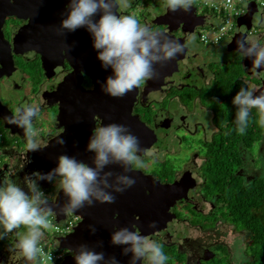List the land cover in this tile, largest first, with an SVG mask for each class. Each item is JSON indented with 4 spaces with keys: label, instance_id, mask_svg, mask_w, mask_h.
Wrapping results in <instances>:
<instances>
[{
    "label": "flooded vegetation",
    "instance_id": "1",
    "mask_svg": "<svg viewBox=\"0 0 264 264\" xmlns=\"http://www.w3.org/2000/svg\"><path fill=\"white\" fill-rule=\"evenodd\" d=\"M53 1L38 0V3L40 6L44 5L46 7ZM57 1L61 3L64 7L63 10L66 11L69 0ZM162 4L164 8L159 14L154 12L153 9L152 11L150 10L152 6L148 5L147 0H127L128 6L119 7L117 14L137 17L131 11L134 9L136 13H141L144 10L142 19L138 21L153 31H164L168 26L156 23L157 18L165 15L168 10L166 1ZM33 5L35 8H38L34 2ZM6 10L7 5L3 6L2 0H0V15ZM248 15L247 17L250 18L251 15L259 22L260 14L258 11L249 13ZM208 16V21L199 26L193 34L186 35L181 29L182 25H173V28L177 26L176 30L173 31L176 37L188 39L186 44L187 51L185 53L186 58L180 65V67L183 65L182 69L175 73L171 72L170 76L168 73V76L164 80L166 83L169 77L167 84L159 85L160 80L148 83L150 89L152 88L150 92L144 93L147 81L138 88L136 102L132 107V116L128 118L127 127L136 135L141 129H136L135 123L140 125L137 121L140 120L151 131H154L157 141L154 144L151 155L141 156L139 154L146 167L137 169L133 166L131 171L133 174H137L139 171L143 172L146 176H151L154 179L153 185L149 187L145 186L146 198L153 199L155 198V194L157 195L156 198H159L154 205L164 202L163 199L166 197V195L164 196V190H157L160 186L182 181L185 177L188 185H195L194 189L189 190L187 196L176 198L171 209L167 210V207L164 206L151 212L154 222L155 218H160V221L156 222V225L158 226L157 229H161V231L150 235V238L163 246L165 255L169 257L165 264H214L216 260L218 264H252L253 257L249 252L251 233L245 229H238L233 223L229 222L227 207L218 203L220 197L218 190H211L208 187L209 182H211L209 180L210 173L208 172V166L212 157H225L227 155L226 151H229L219 141L226 134L229 126L235 127L237 106L232 103L234 96L241 88L254 90V96H259L261 92H264V70H260L263 77L259 76L261 75L260 73L259 75L258 73L254 74L251 68L245 66V57H242L237 51H233L235 52L234 58L230 62H222V60L217 59L213 55H210L212 58L207 61L205 59L207 49L204 45L197 43L194 47L190 39L192 35H199L198 30L200 27L209 26L214 23V16L211 14ZM25 18L8 16L4 19L1 27L3 35H0V62H2L0 65H3V68L6 65L5 68L7 70L14 63V72L11 76L6 75L0 79V99L3 105L0 107V112L5 114V116L11 117V113L13 114L17 107L35 104L39 107L40 111L34 123L43 115L42 113L40 114L41 111L47 110L50 112L45 113L51 119V121L49 119V130L45 133L41 130V137L38 139L39 147H42L49 139L59 136L64 131V127L60 126V122L57 121L58 104L63 101L64 97V89L61 90V86L74 74L73 71L75 70L72 63H70V59L72 60L75 55L71 43L73 41H78L79 44L83 43L85 41L83 37L85 39L86 37L88 38V31L86 28H79L74 33L66 32L65 35H58L57 33L61 31V23H55L53 28H42V24L39 22L41 16L39 20L35 21L31 17ZM35 25L40 29L33 31L32 28ZM45 37L50 38V42L44 40ZM222 44L218 46L220 47ZM43 58L48 60L53 72H55L52 77H48V74L44 71ZM19 61H24L25 64L27 62L33 63L38 79L34 78V82L31 83V86L33 85L32 93L28 92V94L23 96H16L17 100L8 106L2 100V91H5V87L8 85L15 92L20 93L18 85L16 84V87H14L16 82L14 83L15 80L13 79L14 75L19 72ZM220 64L221 67H218ZM214 65L218 67L216 72ZM75 75L77 76L73 80L79 82L80 78L78 74ZM81 75V84L87 90L94 89L95 85L91 78L85 74ZM198 77L203 78L201 85L196 84ZM190 86L196 87V89H193V93L188 96L187 92L189 90H187L186 94H183L182 89ZM221 90L226 91V94L221 93ZM50 94L53 95L51 96ZM48 101L52 103L50 104ZM207 101L218 105L219 109H221L220 113H225L226 115L223 117L220 113H213L211 109L216 108L209 106ZM226 104L228 106L229 104L231 105L232 109L230 112H226L223 109ZM4 106L7 108H4ZM155 107H158V110L153 111ZM251 111L257 112L256 109H252ZM231 112L235 113L231 115L229 114ZM133 117H136L137 120H132ZM0 124H3L1 119ZM253 125V130L258 131V122ZM98 126H102L100 120H96L95 127ZM7 131L10 133L9 130ZM260 135H262L261 143L257 142L251 149L241 147L243 162L238 170V174L242 177L243 184L247 186L255 180L264 179L263 177L259 179L255 178L249 182L248 176L250 175L242 172L248 167L247 161H249L251 167L250 160L246 158V150L251 153L256 164L259 160H264L263 154L261 157V154L254 153L260 144L263 147L262 152H264V128L261 129ZM15 137L22 138L24 145H18L19 149L12 151L11 156L16 157L14 168L9 170L8 173H0V186L3 185V181L12 180L27 188L24 178L30 176L32 167L28 165L27 157L24 158V155L22 156V150L27 147L25 143L26 139L23 134L15 135ZM189 137L191 139L196 138V147L188 141L184 142L185 138ZM167 139L174 142L169 145ZM163 143L165 144V148L163 147ZM141 144L145 146L147 143ZM231 152L232 149L228 153ZM168 157H170L171 162L174 158L180 157L182 162L177 167H174L173 164L171 167L167 165ZM116 166L118 167V165H114V168ZM256 170H259V164H257ZM213 177L215 178V175ZM252 178L254 177L252 176ZM157 181L162 185L158 184ZM153 190L156 191L152 192ZM182 192L184 191L181 190L180 193ZM184 214L190 217L182 218L181 215ZM195 214L202 219L195 218ZM133 217L138 219L136 213ZM198 220H202V222H198ZM149 224L142 222L141 227L135 225L139 228L141 234H144V232H149L147 230L149 229ZM221 225L232 226L233 232L229 235L226 231L221 232ZM117 227L118 225L116 224L115 228ZM241 234L247 236L244 249L240 244L242 237L238 236ZM233 235L234 237H231ZM225 242L231 244L228 245ZM235 244L240 245L242 257L238 256L233 250L236 246ZM218 246L224 247L223 254L215 251V248ZM12 249H15V245L13 244L0 250L2 264H24V261H26L24 257L18 250L13 251ZM122 264H129V262L123 261ZM137 264H147V262L137 261Z\"/></svg>",
    "mask_w": 264,
    "mask_h": 264
},
{
    "label": "clouds",
    "instance_id": "2",
    "mask_svg": "<svg viewBox=\"0 0 264 264\" xmlns=\"http://www.w3.org/2000/svg\"><path fill=\"white\" fill-rule=\"evenodd\" d=\"M9 3H14V0H9ZM191 4L192 0H166L167 8L172 12H187ZM127 6V0H69L66 18L62 19L61 31L57 33L65 35L79 28L87 29L97 52V60L103 69L112 70L113 75L101 84V91L112 98H122L144 82L158 78L155 66L163 65L184 52V45L177 40L142 25L132 15L117 14L119 7ZM97 15L99 19L95 20ZM241 37L237 40L240 55L254 57L252 69L255 72L264 68V44L247 36ZM254 92L241 88L232 101L237 106L236 131L241 135L249 126L252 109L257 110L258 125L264 128V92L259 96H254ZM39 111L35 104L22 105L15 109L11 117H5L9 125L23 129L27 148L33 152L40 149L34 128ZM56 143L63 146L65 141L57 139ZM86 150L95 154L94 167L62 154L57 157L58 166L47 174L34 172L24 178L27 192L12 180H5L0 186V228L3 229L0 239L24 226L26 232H17L18 242L12 250H18L26 261L39 264L44 254L40 246L44 235L42 230L49 228V218L55 216L38 181L51 182L59 178L58 187L68 197V202L59 208V213L71 215L85 206H93L94 202L113 204L116 197L112 193H123L136 184V180L127 174L104 171L107 166L120 165L124 173H128L133 166L137 169L146 167L138 153L151 155L147 149L140 147L138 137L129 127L116 123L95 127ZM148 227L156 229V222H151ZM89 232L95 234L96 228L89 226ZM111 244L127 246L122 254L131 253L129 264H137V261L165 264L169 259L163 246L149 236H142L135 224L132 230L127 227L115 229ZM102 246V243L97 244V247ZM74 252L75 264H118L114 256L106 259L104 252H96L87 244H80ZM47 259L52 264L51 254L47 255Z\"/></svg>",
    "mask_w": 264,
    "mask_h": 264
},
{
    "label": "water",
    "instance_id": "3",
    "mask_svg": "<svg viewBox=\"0 0 264 264\" xmlns=\"http://www.w3.org/2000/svg\"><path fill=\"white\" fill-rule=\"evenodd\" d=\"M33 2L38 6L35 8ZM3 6L7 5V10L0 15V35L2 36L1 27L4 23V19L8 16H17V17H26L25 19L31 17L34 21L39 20L42 24V28H53L55 23H61L62 19L66 18V11L64 7L59 3V1L54 0L51 4L44 7L40 6L38 0H14V3H9V0H2ZM32 5V6H31ZM34 6V7H33ZM44 7V8H43ZM252 13H255V8L250 9ZM245 15L239 18L237 24L240 28V32L233 37L234 42L232 43L233 50L237 51V40L241 39V36H248V31L252 28L253 24H257L256 18L250 15V18ZM95 20L99 19V15L94 17ZM209 19L208 15L198 14L196 6L191 5V8L185 12L183 10H177L172 12L169 9L167 13L161 17H158L156 23L158 25L168 26L164 31H159L164 35L168 36L171 39L177 40L180 44L184 46V52L177 55L175 59L164 62L163 65H156V70L159 73L158 78L154 80H160V84H167L168 79L165 83V78L170 76V73H175L178 70H181V62L186 58V44L187 40L184 38L176 37L173 33L176 30L178 25H182L181 29L188 34H193L195 30L207 22ZM247 21V22H246ZM37 23V22H36ZM248 25H246V24ZM177 24L175 28L173 25ZM34 30H38L37 25H35ZM75 32V31H74ZM72 32V33H74ZM51 33V32H47ZM41 37V35H40ZM84 42L80 43L78 41H73L71 45L74 48V58L70 63L74 66L75 70L73 75L67 79L64 84L61 86V90L64 89L63 101L58 104V117L57 121L60 122V126L64 127L63 133L57 137H52L48 142L40 147L37 151H29L27 147L22 150V156L27 157L28 165L32 167L30 176L33 172H40L41 174H47L52 169L58 166L57 157L66 154L70 157H75L78 161L87 164L90 167H94L93 159L94 153L87 151V145L89 138L91 137L93 130L96 125V120L102 122V126L108 125L110 123L128 125V118L132 116V107L136 102V97L138 94V88L133 89L131 92L127 93L122 98H112L101 91V84L105 82L108 76L113 75L111 69H103L100 61L97 60V52L93 48V40L91 34L88 32V38L83 37ZM50 38L45 37L44 40L49 41ZM223 43V42H222ZM48 44V43H46ZM51 50H53L51 48ZM245 66H248L252 69V61L254 57H245L244 58ZM2 62H0L1 64ZM44 71L48 74V77H52L55 72H53L51 64L46 58L42 59ZM14 65V63H13ZM13 65L7 70L6 65H0V79L3 76H11L14 72ZM264 68L257 69L253 73H260V77H263L262 72ZM80 78L79 82L73 80L74 77ZM85 74L93 81L95 88L92 90H87L81 84L82 75ZM264 79V77H263ZM147 81L144 88L145 92L152 91V88L148 86V83L154 81ZM162 82V83H161ZM51 96L53 94H50ZM48 99V98H47ZM50 104L51 101H48ZM57 103V102H56ZM3 106L0 99V107ZM4 108H7L4 106ZM12 115V113H11ZM5 114L0 112V119L3 121L4 128L9 130L12 136L23 134V129L15 126L9 125L5 120ZM132 120H137L136 117H133ZM140 125L135 123L136 129H141L135 136L138 137L140 141V147L142 149H147L150 153L153 152V147L157 141L154 131H151L142 121L137 120ZM144 128V129H143ZM57 139H63L65 144L60 146L56 143ZM141 143H147L145 146ZM19 149V148H18ZM21 154V153H20ZM141 156H149L143 152L138 153ZM8 156V155H7ZM11 159L10 164H6L0 169L1 172H9L14 168L15 156H8ZM104 171H112L116 174H127L130 177L136 180V184L127 189L123 193H112L116 199L113 204H100L99 202H94L93 206L84 208L74 212V214L81 217V221L75 227L74 231L64 237H58L56 240L57 250L63 251L67 250L73 255H75V250L80 244H87L89 248L94 249L96 252H104L106 259L108 257L114 256L118 264H122L123 261H130L131 253L128 255H123V248L127 246H114L111 244V236L115 229L127 227L132 230V225L136 224L141 227L142 222L151 223L153 222L152 211L154 212L157 208L167 207V210L171 209V206L174 204L176 198H182L187 196L189 190L194 189L195 185H188L185 178L182 181H176L173 184L164 185L158 187L157 190H164L163 199L164 202H161L159 205H154L159 198L148 199L146 194V187L153 185L154 179L151 176H146L143 172H138L133 174L132 171L124 173L123 168L118 165L114 168V165L107 166ZM6 173V174H7ZM55 179V178H54ZM54 179L49 181H38V186L42 189L51 188V183ZM114 179V177H113ZM158 184H161L157 181ZM162 185V184H161ZM147 187V188H148ZM183 190L184 192L180 193ZM107 191H111L108 189ZM156 190H153L154 192ZM186 194V195H185ZM68 202V197L63 193L62 190H59L55 199L49 201L50 206L53 208L54 214L56 216V221L60 222L66 218V215L59 213V208ZM137 214L138 219L134 218V214ZM160 218H155V222H159ZM118 225L115 228V225ZM89 226L96 228L95 234L89 232ZM158 227V226H157ZM147 229L149 232L141 234L142 236H149L155 234L161 229ZM141 233V231H140ZM18 242V241H17ZM102 243V247H97V244ZM0 264L2 260L0 259ZM60 264H75L74 259H64Z\"/></svg>",
    "mask_w": 264,
    "mask_h": 264
},
{
    "label": "rangeland",
    "instance_id": "4",
    "mask_svg": "<svg viewBox=\"0 0 264 264\" xmlns=\"http://www.w3.org/2000/svg\"><path fill=\"white\" fill-rule=\"evenodd\" d=\"M165 1L166 0H147V3H148V5L150 4V6H152L150 8L151 11L153 9L154 12L160 14L163 11V8H164L162 3L165 2ZM205 1L206 0H192V4L191 5H194V6H196L198 8V13L200 15L201 14L207 15L206 13H204L205 10H203V5H204ZM211 2L217 3L218 0H211ZM159 3H161V4H159ZM252 8H255L256 11H254V12H257V9L259 7H257L255 4H252L251 9ZM131 12H132V14H135L137 16L136 18L138 20H141L142 19V15L144 13V10H142L141 13H136L134 11V9H133ZM233 16H234V12L232 14L230 13V16H229V18L231 20L230 23L234 24L236 18H233ZM262 21H264V18L260 17L259 18V22H257V24H253V27H258V25ZM246 25H248V24H246ZM224 26L227 27L226 28V32L229 34L227 36L229 38L227 40H225L223 42L222 46H220V47L218 46L219 44H215V43H212L210 41H208V43H204V42L201 41L200 34L207 35L212 40H214V36H213L212 32L210 31V29H207L205 27H200L199 30H198L199 35H196V34L192 35V37L190 39V42L194 45V47L196 46L197 43H202L204 45V47L207 49L206 56H205V59L207 61H208V59L212 58V57H210V55H213V56L217 57V59L222 60V62H230L234 58L233 55L235 54V52H233V51H235V50H233V48L229 47V46H232V43L234 42V39L231 37V35H232V33H234V31L236 30L237 27L235 26L234 31H231L230 30V26H231L230 24H225ZM260 35L263 36L262 39L258 38V36H260ZM252 39H254L255 41H259L261 44H264V29H263V25H261V26H259L257 28V33H255L250 40H252ZM215 57H213V58H215ZM214 66L216 67L215 68V72H216L218 67H221V64L218 67H217V65H214ZM228 77H229V75H228ZM34 78L38 79V76L35 73L34 64L30 63V62H27L25 64L24 61H19V72H17L14 75L13 79L15 80L14 83L16 82L14 87H16V84H17L18 85V90L20 91V93L19 92H15L12 88H10L8 85H6L5 91H2V100H4L3 102L6 103V105L9 106V105H11V103H14L17 100V97H20L19 95L23 96L25 94H28V92L32 93L33 92V85L31 86V83L34 82L33 81ZM214 78H215V76H214ZM202 82H203V78L202 77H198L197 80H196V84L198 83V85H201ZM193 89H196V87L190 86L188 88H184V89H182V93L186 94V91L189 90L187 92V94H188V96H190L193 93V91H194ZM221 93L226 94V91L221 90ZM207 102L209 103V106H212L213 108H216V109H211L213 111V113L214 112L220 113L221 109H219L220 107L218 105L212 104L213 102L211 103L210 101H207ZM158 107L153 108V111L158 110ZM223 109L226 112H230V110L232 108H231L230 104H229V106H228V104H226ZM236 112H237V110H236ZM41 113L43 115L41 117H39L37 119V121L34 123V128H35L36 133H37V136H36L37 140L41 137V130H43L44 133L49 130L48 126H49V119L50 118H49L48 115H45V113H50V112H48L47 110H43V111L40 112V114ZM234 113L235 112H231L229 114L233 115ZM220 114L223 117L226 115L225 113H220ZM252 114H255V112H253ZM252 114L250 115V123L251 124H253L254 122H258V121L254 120L255 118H256V120H258V113L256 112V114L254 116V119L252 117ZM50 121H51V119H50ZM0 134H2V136H0V144H1V142H6L7 144L11 145L9 148H7V154H9V155H11L12 151H14L15 149L19 148L18 145H24L22 143V142H24L22 140V138L12 136L4 128L3 124H0ZM195 140H196V138L191 139V137H189V138H185L184 142L186 143L188 141L190 144H192L193 146L196 147L197 146V141H195ZM173 142L174 141L167 139V143L169 145H171ZM25 143H26V141H25ZM163 147L165 148V144L164 143H163ZM262 151H263V147L260 144L257 147V149H256V151L254 153L258 154V155L261 154V157H262V154L264 156V152H262ZM246 155H247L246 158L249 159L250 162H251V167L249 165V161H247V163H248L247 166L248 167L245 168L242 172H244L247 175H250V176H248L249 177V182L253 181L255 178H258V179L262 178V177L264 178V175H263L264 174V160H262V161L259 160L257 162V164H259V170H256L257 169V164L255 163L253 156H251V153L249 151H247V150H246ZM0 160L2 161V163L0 164V169L2 167H4L6 164H10L11 163V159L6 154H4L3 151H0ZM181 162H182V160H181L180 157L174 158L172 160V162H171L170 157H168L167 165H170L172 167V164H173L174 167H177ZM252 176L254 178H252ZM58 179H59L58 177L54 179V182H53L51 188H49V189H45L44 190V189L39 187L41 189V191H45V193H46L45 196L48 198V200L54 199L56 197L57 193L60 190V188L58 187V182H57ZM17 184L25 192H27V190H26L27 188H24L20 183H17ZM181 217L182 218H187V217H190V216L184 214V215H181ZM195 218L202 219L200 216H198L196 214H195ZM49 219L51 221L50 222V226H49V228L42 230L44 232V235H43L41 241L48 240V238H51V240H54V238L57 237V234H55V231H56L55 230V222L52 221L53 220L52 216ZM206 219H208V218H206ZM198 222H202V220H198ZM231 227L226 226V225H221V232L226 231L227 234L229 235L230 233L233 232ZM0 232H3L2 228H0ZM17 232L24 233V232H26V229L24 228V226H21L20 229L13 230V232L10 235V237L4 236V238L0 239V250H3L5 247H7L9 245H12V244L15 245L17 243V241H18ZM244 232H246V231H244ZM246 233H248V232H246ZM238 236L242 237L240 239V244H241V247L244 249L245 248V241H246L245 239L247 238V236L246 235H242V234L238 235ZM231 237H234V235L231 236ZM225 243H227L228 245L231 244L229 242H225ZM233 250L238 254V256L242 257L241 254H240V245H236ZM215 251L216 252L219 251L221 254H223L224 253V247L218 246L217 248H215ZM62 252L65 254V259H67V260L74 259V255L72 253H70L69 251L63 250ZM24 264H33V262L24 261ZM214 264H218L217 260L214 262ZM221 264H223V263H221Z\"/></svg>",
    "mask_w": 264,
    "mask_h": 264
},
{
    "label": "trees",
    "instance_id": "5",
    "mask_svg": "<svg viewBox=\"0 0 264 264\" xmlns=\"http://www.w3.org/2000/svg\"><path fill=\"white\" fill-rule=\"evenodd\" d=\"M253 112L251 111V114ZM255 114H252L253 119ZM254 120L258 121L256 118ZM253 124L249 122L242 135L236 131V124L233 128L230 126L227 128L219 143L226 146L229 151H226L225 157L211 158L208 166L211 182L208 187L211 190H218L220 196L218 203L227 207L229 222L238 229H245L251 233L249 252L253 257L252 264H264V179L255 180L247 186L243 184V179L238 174L243 162L241 147L251 149L261 141L262 128L258 125V131H254ZM5 145L11 146L6 142ZM231 149L232 152L228 153Z\"/></svg>",
    "mask_w": 264,
    "mask_h": 264
},
{
    "label": "built area",
    "instance_id": "6",
    "mask_svg": "<svg viewBox=\"0 0 264 264\" xmlns=\"http://www.w3.org/2000/svg\"><path fill=\"white\" fill-rule=\"evenodd\" d=\"M252 4H255L257 7V11L260 16L264 18V0H218L217 3L211 2V0H206L203 5V10H205L204 13L207 15L211 14L214 16V23L211 25L205 26V28L210 29L214 36V40H212L207 35L200 34V39L204 43H208V41L220 44L221 42H224L229 37H227L229 34L226 32V26L225 24H230V30L234 31L235 26L237 27L234 33H232L231 37H235L239 32L240 28L237 24L239 18L248 15L251 10ZM232 14L234 12L233 18H236L235 23H230L231 20L229 18L230 13ZM258 27H253L248 31V36L250 39L252 36L257 33ZM226 37V38H225ZM225 38V39H224ZM259 39H262L263 36H258ZM224 39V40H223ZM252 41H255L252 39ZM2 136V134H0ZM2 143V142H1ZM2 161L0 160V164ZM43 193L46 195L45 191ZM55 199V198H54ZM48 200V201H53ZM52 221L55 222V234H57V237L54 238V240H51V238H48V240L41 241L40 246L43 248V256L41 257L39 264H50V262L47 259V255H52V264H60L65 259V254L61 251L57 250L56 242L58 237H64L70 233H72L75 229V227L79 224L81 221V217L78 215H74L71 219H67V217L64 220H61L60 222L56 221V216H52ZM51 222V221H50ZM11 233L7 234L6 237H10Z\"/></svg>",
    "mask_w": 264,
    "mask_h": 264
},
{
    "label": "crops",
    "instance_id": "7",
    "mask_svg": "<svg viewBox=\"0 0 264 264\" xmlns=\"http://www.w3.org/2000/svg\"><path fill=\"white\" fill-rule=\"evenodd\" d=\"M261 17V16H260ZM259 17V18H260ZM10 146H8V145H5V142H2L1 144H0V151H3V153L4 154H6V155H8V156H11V155H9V154H7V148H9Z\"/></svg>",
    "mask_w": 264,
    "mask_h": 264
},
{
    "label": "bare ground",
    "instance_id": "8",
    "mask_svg": "<svg viewBox=\"0 0 264 264\" xmlns=\"http://www.w3.org/2000/svg\"><path fill=\"white\" fill-rule=\"evenodd\" d=\"M261 25H263V29H264V21H262L259 25H258V27L259 26H261ZM74 215H76V214H71V215H66V217H67V219H71Z\"/></svg>",
    "mask_w": 264,
    "mask_h": 264
}]
</instances>
